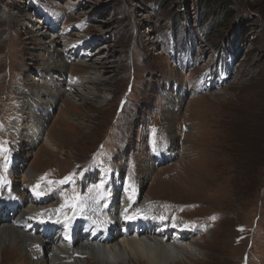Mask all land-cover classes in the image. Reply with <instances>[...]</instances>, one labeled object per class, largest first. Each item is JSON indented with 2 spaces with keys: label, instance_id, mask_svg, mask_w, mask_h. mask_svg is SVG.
<instances>
[{
  "label": "rangeland",
  "instance_id": "obj_1",
  "mask_svg": "<svg viewBox=\"0 0 264 264\" xmlns=\"http://www.w3.org/2000/svg\"><path fill=\"white\" fill-rule=\"evenodd\" d=\"M86 1V10L92 11L95 20L79 16L82 9L70 11L65 6L68 0L61 3L67 13L60 12L59 0H0V119L4 128L0 130V164L8 154L5 166L0 167V201L12 192L7 165L18 174L29 168L50 186L44 192L50 198L40 204L43 211L35 214L37 219L81 218L82 192L90 199L99 196L100 187L94 181L101 182L100 169L106 168L117 173L114 181L118 177L120 184L135 186L140 203L153 204L155 208L148 213L175 217L187 226V234L201 252L197 260L176 264H264V0H208L201 5L200 0ZM48 4L55 8L42 10ZM19 7L28 18L43 21L42 29L53 31L51 38L58 32L65 37L67 27L69 39L78 40L85 31L96 53L108 43L116 58L110 68L104 64L97 73H83L84 77L96 74L104 81L98 80L94 89L91 83L76 86L84 97L80 100L67 90L66 98L49 111L42 138L26 150L22 149L25 141L16 144L11 134L12 111L16 107L19 111L20 103L16 86L20 83L31 90L33 77L36 80L40 73L33 70L44 66L47 56L40 51L44 40L37 38L28 18L15 22L10 16ZM68 15L73 19L68 20ZM53 20L59 21V28H50ZM104 31L108 35L103 38L100 33ZM90 51L94 54V49ZM225 51L234 54L236 72L221 88L206 92L198 85L203 63L213 61L215 52L221 57ZM103 56L94 55V61ZM81 63L76 66L70 60L63 77L87 72ZM177 82L189 88L171 116L173 123L167 124L175 133L168 141L162 114L174 108L167 99L181 88ZM174 83L176 92L171 91ZM190 87L197 89L193 93ZM29 102L36 103L31 98ZM104 150L111 153L103 154ZM159 153L165 159L156 162ZM145 157L150 169L139 189L129 173H134L136 181ZM80 164L95 165L82 172L76 168ZM98 212L97 220L109 217ZM56 236L57 232L49 241ZM13 247L1 246L0 264L32 263L20 247ZM33 249L29 247L30 252Z\"/></svg>",
  "mask_w": 264,
  "mask_h": 264
},
{
  "label": "bare ground",
  "instance_id": "obj_2",
  "mask_svg": "<svg viewBox=\"0 0 264 264\" xmlns=\"http://www.w3.org/2000/svg\"><path fill=\"white\" fill-rule=\"evenodd\" d=\"M40 1L43 0H38L39 3H41ZM57 3L60 4L59 9L61 13L68 12L67 9L62 7V0H59ZM65 6H68L69 10L72 8H77V10L82 9L81 11L84 12H81V14H79L80 12H77L79 16L83 17L85 20L88 18L95 20L94 17H91L92 11L87 12L88 10H86V6H88L86 0H68V2L65 3ZM24 7H28L27 4L24 3ZM46 8H50L49 10H52L55 7L53 4H48L44 5V9ZM20 9L21 7L17 9L15 15H10L13 17V21L15 22H22L24 19L28 18L25 14H23V9ZM71 18L73 19V17L68 15V20ZM53 21L56 22L58 20ZM28 22H31V25L37 31V38L44 40L42 45H40V51L44 52L47 59L43 60L44 66L37 68V70H33L40 73L38 78L35 77L36 80H34L33 77L32 80L35 83L31 86V90L27 91L28 89H25L26 85L23 86V84L20 83L16 86L20 95L18 108L20 113L18 112V115L13 120V133L15 136L25 141V143L22 144L23 150L29 148L37 139L42 138L45 131L44 127L51 116L49 111L53 109V106H55L58 101L66 98L67 90L72 94L76 92V86L81 87L84 86L85 83H91V85L89 84L90 89H94V87L97 86L98 80L99 82L104 81V79H100L99 77L96 78V74L91 76H86V74V77H84L83 73H88V71H91L90 73H97L98 68L103 67L104 64H107V68H110L111 64L113 65L115 62L114 60L116 59L111 50V45L108 43L104 49H100L96 53L94 48L96 45L94 43H89L90 40H84V42H82L81 38L85 39V36H80L81 38H78V40L69 39L68 35L71 33V29L68 27L65 28V37L62 36L61 32H58V34L51 38L49 34L53 31H44L42 29L44 25L43 21L39 23L37 19L28 18ZM50 28H53V26H50ZM75 28H83V26L77 25ZM88 29H90V27ZM100 34L103 38L108 35L105 31ZM78 36L77 34L74 35V37ZM56 37L59 38L58 41L55 40ZM64 41H67V43H64ZM73 42H80L82 44L81 50H83L86 54L78 55L76 50H70L72 47L70 45ZM101 47H103V45ZM90 49H94V54H92L93 52L90 51ZM99 53L102 55L104 54L103 58L100 61H94V55ZM202 54L205 55L207 53L203 51ZM113 57L115 59H112ZM70 58L75 60L76 66L82 62L79 66L86 67L87 72L83 71L79 73L80 75L71 73L68 75L69 77L67 76L68 78H62V75L64 76L63 72L67 70ZM87 60H90V62H85ZM209 65L210 61L204 63V67L206 68L208 75H210ZM92 76L95 77V79ZM210 78H212V75ZM166 79L169 80V78ZM174 80L182 82V79ZM179 82L177 83L180 84L181 88L178 93L174 95H170L171 93H169L170 96H168V98L170 99H167L168 104L174 105V108L168 109V111H165L162 114V121L165 122L167 127L166 132H168V140H171L175 133L173 128L168 130L169 126L167 124L169 122L173 123L171 116H173V114L176 113V110L181 106L183 96L187 93V86L185 87ZM173 85L177 89L176 84L174 83ZM88 94H92V92H88ZM96 94L97 92L94 93L95 97ZM105 97L106 96L103 97L104 100ZM30 98L31 100L34 99L36 101L34 106H32L31 102H29ZM80 99H84V97H80L79 100ZM46 139L47 143L49 141L48 136H46ZM52 147L54 146L52 145ZM7 157L8 154L4 156V161L0 164V167L2 165L5 166ZM142 161L144 163L142 166L143 171L141 174L136 176V182L138 183L139 189H141L143 182H145L146 179L144 178L148 176L147 172L150 169V165L147 164L148 159L145 157ZM7 166V170L10 174L9 178H12L8 187L12 192L11 194L4 195L2 202H0V252L2 251L1 246H5L6 244L14 246L13 249L18 246V248L20 247L21 252H24L30 261L32 260L31 264H176L175 262L182 260H197L199 257L198 254L201 251L193 242L194 239L189 237L187 234L188 232L182 231L180 237H176L175 239H173L172 236L171 238L167 237L164 239V234H158L156 228L140 230L137 233L132 231L128 235H122L119 230L124 227H131V225L134 229V226L137 223H142L146 226L148 224H160L163 226V229L169 225L167 222L161 223L158 218L143 216L142 214L152 215L148 212H151L153 208H155L153 204L148 201L144 204L140 203V198L134 194L135 186L120 184L118 177L114 181L115 174L106 168L100 169L101 185L98 186L100 187L99 196L95 199H90L85 192H82V196L85 207L83 216L92 219L95 216L94 212L99 210H101L102 215L107 213L109 214V217L107 215L108 219L104 227L100 224H94V227L98 231H110L108 237L106 238L109 242L104 241L103 236H101V239L98 241L96 238L91 239L94 241H90L88 236L84 237L89 241L84 239L82 241H78L79 238H83L78 235L76 242L72 247H65L64 239L70 236L72 232L71 228L74 226L72 224V218L60 220L56 219V223H54V225L53 223L50 225L43 223V230L48 232L46 234H42L40 230L25 231L23 229L24 225L32 221H34L35 224V214L43 211L40 203L47 199V196L40 192L44 193L45 189L50 190V186L49 184L40 185V176H38L36 171L30 170L29 168L24 169L19 173L20 175L22 173V176H18V173L13 172L14 166L9 164ZM19 177L21 178L19 179ZM69 190H71V187L68 191ZM147 198L148 197H145L144 200H147ZM60 200L63 202L62 197H60ZM89 204H98V207L93 208L90 207ZM140 205L143 206V209L142 207H139ZM93 213L94 215L91 216ZM96 216L98 215L96 214ZM52 228L55 232H57V236L54 241H49L52 239L54 234ZM60 233L62 235L61 238H59ZM43 245L46 247L44 250ZM29 247L34 248L33 251H31L32 253L29 251ZM40 251L42 256H40Z\"/></svg>",
  "mask_w": 264,
  "mask_h": 264
},
{
  "label": "built area",
  "instance_id": "obj_3",
  "mask_svg": "<svg viewBox=\"0 0 264 264\" xmlns=\"http://www.w3.org/2000/svg\"><path fill=\"white\" fill-rule=\"evenodd\" d=\"M72 94H77L79 97L82 95V93L78 90V88H76V92H74Z\"/></svg>",
  "mask_w": 264,
  "mask_h": 264
},
{
  "label": "trees",
  "instance_id": "obj_4",
  "mask_svg": "<svg viewBox=\"0 0 264 264\" xmlns=\"http://www.w3.org/2000/svg\"><path fill=\"white\" fill-rule=\"evenodd\" d=\"M208 0H200V5L202 4L201 2H204V3H206ZM240 32H241V29H240Z\"/></svg>",
  "mask_w": 264,
  "mask_h": 264
}]
</instances>
